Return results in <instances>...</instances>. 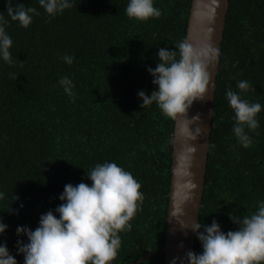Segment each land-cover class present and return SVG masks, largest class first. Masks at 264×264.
<instances>
[{
	"label": "trees",
	"instance_id": "1",
	"mask_svg": "<svg viewBox=\"0 0 264 264\" xmlns=\"http://www.w3.org/2000/svg\"><path fill=\"white\" fill-rule=\"evenodd\" d=\"M17 3L39 14L21 27L0 0L13 40V63L0 60V218L8 225L0 243L23 264L17 240L27 237L17 236V226L34 230L41 214L62 203L66 184L90 185L86 171L111 161L133 175L143 194L111 264L146 255L133 264H164L175 118L155 103L141 108L137 93L155 89L146 69L159 62L158 48L174 50L186 39L192 0H154L161 16L147 21L126 15L128 0H73L55 17L38 0ZM65 54L75 57L71 65ZM62 76L72 79L74 98L58 84ZM240 80L250 84L242 98L264 106V0H230L222 43L199 220L215 219L225 233L238 228L230 214L251 215L264 200V107L248 148L232 133L225 91L240 92ZM194 252H202L197 237Z\"/></svg>",
	"mask_w": 264,
	"mask_h": 264
},
{
	"label": "clouds",
	"instance_id": "2",
	"mask_svg": "<svg viewBox=\"0 0 264 264\" xmlns=\"http://www.w3.org/2000/svg\"><path fill=\"white\" fill-rule=\"evenodd\" d=\"M38 4L49 17H55L71 9L73 0H38ZM125 12L130 19L139 21L161 16V10L154 7V0H128ZM6 13L11 21H17L24 28L30 26L33 15L39 14L32 6L22 3L13 6V0H7ZM8 23L0 13V60L12 64L13 40L5 27ZM156 55L159 60L156 67L146 69L153 77L155 89L151 95L138 91L141 108L155 103L165 116L176 118L186 113L195 101L204 100L211 82L209 67L216 60V52L214 49L198 51L182 40L174 50L158 48ZM61 59L71 65L75 57L65 54ZM58 84L65 94L74 98L75 85L69 76H62ZM249 87L248 81L240 80L237 82L240 92L231 88L225 91L234 112L232 133L244 148L252 144L248 132L259 128L257 115L264 107L242 98L241 92ZM198 119V113L192 117L193 121ZM196 131L199 133L200 129ZM86 178L91 181L90 185L83 181L66 184L59 195L62 203L41 214L34 230L17 226V236L27 237V243L17 240V253L23 255V264H111L116 258L121 247L119 233L131 230L130 221L143 201L141 185L130 172L111 161L96 164L86 171ZM2 199L4 193L0 192ZM9 211L16 210L10 207ZM183 215L182 209L172 214L173 217ZM230 219L238 228L226 233L215 219L210 225L196 219L190 224L178 220L181 228L190 229L196 235L202 252L188 250L182 257L174 256L170 264H264V200L258 201L251 215L230 214ZM7 228L0 218V235ZM178 247L183 249V242ZM0 264H18L6 242L0 243Z\"/></svg>",
	"mask_w": 264,
	"mask_h": 264
},
{
	"label": "water",
	"instance_id": "3",
	"mask_svg": "<svg viewBox=\"0 0 264 264\" xmlns=\"http://www.w3.org/2000/svg\"><path fill=\"white\" fill-rule=\"evenodd\" d=\"M229 5L230 0H192L185 40L198 51L214 49L216 60L209 67L211 82L204 100L195 101L186 113L175 118L167 229L162 247L164 264H170L174 256L182 257L188 250L194 252L196 235L190 229L181 228L178 220L190 224L195 219L199 220L200 216ZM197 113L199 119L193 121L192 117ZM177 209H182L184 215L173 217ZM181 242L183 249L178 247ZM145 258L147 255L130 264Z\"/></svg>",
	"mask_w": 264,
	"mask_h": 264
}]
</instances>
